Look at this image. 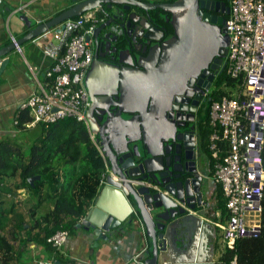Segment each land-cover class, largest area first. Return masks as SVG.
Here are the masks:
<instances>
[{
    "label": "water",
    "instance_id": "water-1",
    "mask_svg": "<svg viewBox=\"0 0 264 264\" xmlns=\"http://www.w3.org/2000/svg\"><path fill=\"white\" fill-rule=\"evenodd\" d=\"M227 1L73 0V7L17 40L18 45L32 41L55 25L91 10L108 18L96 28V35L114 22L111 30L139 31L144 39L140 56H129V61L118 59L130 67L128 72H121L119 77L117 73L118 79L110 89L99 93L107 98L115 96L114 102L88 111L109 169L77 226L94 238L93 248L99 240L111 243L112 232L122 234L125 230L121 226L133 227L140 220L152 243V257L142 264H171V251L190 253L200 249L204 228H208L200 217L209 209L213 180L205 170L200 171L204 155L194 128L189 135L176 131L185 126V116L194 117L201 96L190 101L192 94L188 91L183 94L185 98L172 97L178 87L187 81L191 84L201 69L207 67L217 73L220 66V71L225 68L229 37L224 15L230 11ZM154 10L169 15L163 19L173 28L170 38L164 39L165 29L150 14ZM22 19L30 28L28 18ZM13 50V44L0 49V74L8 64L6 55ZM39 179L31 177L28 183L33 186ZM185 263L209 264V260Z\"/></svg>",
    "mask_w": 264,
    "mask_h": 264
},
{
    "label": "built area",
    "instance_id": "built-area-1",
    "mask_svg": "<svg viewBox=\"0 0 264 264\" xmlns=\"http://www.w3.org/2000/svg\"><path fill=\"white\" fill-rule=\"evenodd\" d=\"M228 2L230 11L225 29L229 41L225 70L234 87L229 88L224 83L222 87L214 89L221 95L211 102L207 122L210 128L208 151L213 161V182L222 191L226 209L225 218L220 217L211 224L215 234H220L221 247L233 250L236 240L256 237L261 230L264 186V0ZM97 14L95 10L84 12L32 40L49 61V66L43 72V82L36 78L41 70L29 67L35 89L20 110L28 111L30 121L25 125L28 128L37 124L47 127L67 118L83 124L105 165L106 171L101 178L103 184L109 170L108 162L88 117L91 104L85 82L91 59L86 38L92 36L95 28L104 20ZM8 39L14 45V50L21 54L18 39L9 32ZM14 124L17 125L18 120ZM132 183L146 184L138 181ZM68 235L67 231L59 230L46 242L59 251ZM55 263L54 259L37 262ZM65 264L77 262L68 260ZM136 264L142 263L136 261Z\"/></svg>",
    "mask_w": 264,
    "mask_h": 264
},
{
    "label": "crops",
    "instance_id": "crops-1",
    "mask_svg": "<svg viewBox=\"0 0 264 264\" xmlns=\"http://www.w3.org/2000/svg\"><path fill=\"white\" fill-rule=\"evenodd\" d=\"M74 5L73 0H0V49L10 44L8 32L19 40L30 29L52 20ZM22 17L31 22L30 28H27ZM20 46L21 54L13 50L6 55L8 64L0 74V143H10L17 152L26 156L28 148L45 138L46 128L41 124L25 127L28 122L19 127L14 122L21 112L20 106L35 89L29 67L41 70L36 78L43 82V72L49 66V61L32 41L24 42ZM200 159V171L205 170L209 179L213 180V167L209 157L206 159L202 156ZM63 166L58 171L59 185L62 182ZM1 183L10 189L8 193L0 192V213L6 214L9 221L5 233L11 249L0 251V264H37L45 259H54L58 264H65L68 260H74L77 264H136V261L142 263L152 257L151 239L138 216L139 222H135L133 227L121 226L124 233H108L111 243L99 240L98 246L94 248V238L88 236L83 228H77V224L69 233L63 247L59 251L51 252L35 238L36 234L47 228L41 220L53 210L60 189L55 191L51 185L40 184L36 190L29 191L24 187L19 173L2 180ZM213 183L208 197L209 209L200 217L202 223L208 226L204 228L201 236L200 249L195 251V248L190 253L171 251V264H186V261L204 258L209 260V264L217 261L220 252L216 254L215 246L218 241L217 235H213L215 229L211 222L219 220L222 213L217 198L218 186ZM23 223L26 224L24 230H20ZM137 255L139 256L136 259Z\"/></svg>",
    "mask_w": 264,
    "mask_h": 264
},
{
    "label": "trees",
    "instance_id": "trees-1",
    "mask_svg": "<svg viewBox=\"0 0 264 264\" xmlns=\"http://www.w3.org/2000/svg\"><path fill=\"white\" fill-rule=\"evenodd\" d=\"M154 13L156 15L153 17L158 25H165L168 29V35L172 36L174 31L171 25L160 19L159 13L163 12L154 10ZM224 83L229 88L234 87V84L226 76L225 68L223 76L218 78L215 84V89L222 87ZM220 95V92L213 91L207 113L200 120L198 127V143L208 155L210 165L213 164V161L208 151L210 128L207 121L211 102L218 100ZM17 120L19 127H22L25 122H29L28 111H21ZM43 127L45 126L43 125ZM45 128V138L32 145L26 156H22L17 152L12 144L0 143V192L3 194L10 191L1 181L10 179L16 176L17 173H19L24 187L29 191L36 190L40 184L51 185L55 191L60 189L53 210L41 220L42 223L47 225V228L45 227L44 231L36 234L37 237L35 238L38 243L44 245L49 251L56 252L46 242L47 238L59 230L70 233L75 229L79 220L86 214L87 208L97 197L102 187L101 178L106 168L91 143L83 124L67 118ZM25 160L27 161L25 162ZM62 165L69 166L70 169L62 171V182L59 185L58 171ZM262 166L264 169V146ZM35 176H39L40 179L34 181L33 186H31L28 179ZM217 198L220 202L221 218L224 219L226 216L225 201L219 186ZM261 207V230L259 235L236 240L233 250L219 248L216 243L215 247L220 250V255L214 264H264V186ZM8 224L7 215L0 213V251L4 252L11 249L9 238L5 233ZM25 225V223L21 224L19 229L24 230Z\"/></svg>",
    "mask_w": 264,
    "mask_h": 264
},
{
    "label": "flooded vegetation",
    "instance_id": "flooded-vegetation-1",
    "mask_svg": "<svg viewBox=\"0 0 264 264\" xmlns=\"http://www.w3.org/2000/svg\"><path fill=\"white\" fill-rule=\"evenodd\" d=\"M174 1L175 0H168V2ZM228 1L226 2V4L229 6ZM105 11H107V13L109 14L113 13V11ZM127 13V11H124L125 15ZM208 13H210L211 15H218L215 12ZM150 14L151 16L156 15L154 12H150ZM97 15L103 18L104 20L96 28H98L101 24L108 20V18L104 17L99 12ZM165 17H169V15L165 14L164 12L160 14V19L164 22H166L163 19ZM224 17L226 21L227 16L224 15ZM117 22L121 23V21ZM113 26H115L114 22H111L109 27H105L97 35L93 32V35L90 36L87 40V44L91 52V59L89 67L85 73V82L91 104V110H93L96 106L102 104H112L114 102L112 99H114L115 96L110 95V97L107 98L99 95V93H105L110 89V86L113 85L114 81L118 79L116 77L117 73H119V75H117L119 77L121 72H128L127 70L130 67H128V65L126 64H120L118 62V59L121 58L125 61H129V56L135 58L137 56H140L141 51H143L144 39L139 31L133 33L125 28H118L115 31L110 29ZM159 26L165 29L164 39L170 38L171 36L168 35L167 27L165 25L161 26L160 24ZM223 61L225 62V59ZM220 70L221 66L219 67L217 73L210 69L207 70V67L203 68L200 72H198V76L193 79L191 84H189V82L187 81L184 85H181L177 88L178 92L172 97L173 100L176 97L180 99L185 98L183 94L188 91L192 94L190 101H193L196 96H201L194 117L191 114L185 116V126L179 128L176 131L177 134L183 132L186 133V135H189L191 131L193 132L194 128V134L197 137L196 141L198 143L199 123L200 120L203 119L207 113L209 101L211 100V96L215 89V84L218 78H221L223 76L224 69L222 71ZM211 86H213V90L209 91ZM123 116H125L126 118L129 117L128 115ZM200 151L203 153L205 158L208 159V155L206 154V152L203 149H200Z\"/></svg>",
    "mask_w": 264,
    "mask_h": 264
},
{
    "label": "rangeland",
    "instance_id": "rangeland-1",
    "mask_svg": "<svg viewBox=\"0 0 264 264\" xmlns=\"http://www.w3.org/2000/svg\"><path fill=\"white\" fill-rule=\"evenodd\" d=\"M52 39V38H51ZM53 41V43H56V41L55 40H52ZM213 90V86H211V88H210V90L209 91H212ZM123 115H125V114H123ZM124 118H126L125 116H123ZM28 150H29V148H28ZM28 150L26 151V154H28ZM70 168H69V166H63L62 167V171H64V170H69ZM217 240H218V246H219V248H221V238H220V234L218 233L217 234ZM220 252V250L219 249H216V254L217 253H219Z\"/></svg>",
    "mask_w": 264,
    "mask_h": 264
}]
</instances>
